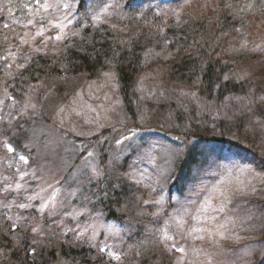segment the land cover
<instances>
[{"label": "snow or ice", "instance_id": "1", "mask_svg": "<svg viewBox=\"0 0 264 264\" xmlns=\"http://www.w3.org/2000/svg\"><path fill=\"white\" fill-rule=\"evenodd\" d=\"M224 6L230 10L229 14H236L232 3L226 2ZM119 7L118 0L111 2L104 0L103 3L100 0H34L33 4L23 5L29 19L22 26L25 29L33 28L35 31H25L20 43L31 47L32 52L39 56H48L49 42L52 48L62 45V49L54 52L53 56L59 57L61 61L59 71L65 75L52 78L50 72L53 69H43L40 62L31 54L20 58L19 62L10 51L0 57V60L8 62L5 64V69L12 81L18 77L27 81L28 74H32L33 78L39 81L38 85L29 82L28 89L24 93L25 98L22 99H17L9 93L8 89L12 85L8 79L0 84V137L8 138L0 140V144L4 145L9 154L0 159V166L8 171V174H0L3 176L0 180V196L4 197L0 200V208L7 209L6 219L10 222L8 227L13 234L10 242L19 249L26 245L27 234H32L34 244L37 243L38 237L47 234L50 242L58 236L61 244L78 249L87 245L89 249L95 250L97 256L87 259L86 264H105V257L116 262L129 259L128 253L116 242L123 241L122 233L126 232L129 236L132 234L131 226L121 228L117 223L108 222L105 212L97 207V204L109 198L116 200L122 187L127 185L133 194V199L125 201L124 207L117 211H126L137 203L139 206L151 205L154 210L145 213L139 208L134 210L133 215L140 217L147 214L153 218V223L157 226L145 230L158 242L161 251L168 255L170 264H198L201 255L209 256L204 245L221 248L224 242L241 239L236 227L238 224L242 225L244 221H238L233 217L230 206L234 204L237 196L247 197L257 192H264V160H253L245 165L234 164L232 167L224 166L227 178L211 186L202 183L196 193V199L177 200L174 210L165 214L162 221L159 219L165 212L164 197L161 195L158 199L148 198L149 193L157 186L163 189V184L175 177L176 164L182 159L183 151L155 143H141L139 141L143 140L142 137L139 140L134 139L138 137L135 129L117 128L111 123L114 116L117 123L122 126L125 124V120L120 116L122 102L117 95L119 71L116 68V58L119 51H114L111 57L104 55L105 67L108 70L99 74V82L93 80L88 83L89 95L92 98H96L93 89L111 90L112 95H117V99L113 102L105 91L103 99L110 102L98 106L103 109V114L97 107L83 100V89L76 90L75 82H73L74 94L71 103H60L61 93L64 92L62 85L68 83L66 73L69 71V66L73 65V60H69L70 54L74 52L78 54L76 59L85 57L93 61L100 55L89 34L85 32L81 35V33L85 29L99 28L101 24H107ZM253 7L254 5L246 4L240 11L251 10ZM9 14L12 15L11 8ZM173 15L177 18V25L182 23L179 13ZM13 23L18 24L20 21L14 18ZM4 27L8 28L9 25L5 24ZM109 27L113 31L116 30L115 24H110ZM237 31L239 32L240 29ZM72 37H79L82 43H66ZM37 38H40V44L33 46ZM119 43L127 45L129 41L121 39ZM170 44L177 53L181 51L180 47L176 46L177 41L169 39L166 35L163 36L162 47L167 49ZM231 51L238 54L249 51L264 52V44L255 42L250 44L244 39L240 41L238 48L234 47ZM162 54L168 58L171 56L170 52H155L152 48H148L144 53L146 59L151 55ZM63 60H68V64H64ZM13 65L16 69L14 72ZM38 70L43 71V74L49 78L47 83L39 80L41 71ZM205 70L206 66L201 65L200 73ZM260 75L264 78V72ZM202 82V75L197 74L192 86L195 87ZM229 85L233 88L239 87L242 94H230L227 100L235 101L240 106V111L250 117L249 125L253 131L257 127L264 130V119L258 118L264 117V84L257 85L250 71L243 69L241 73H233L231 76L222 74L208 87L209 90H221ZM40 88L46 89L43 99L52 105V115L55 117L53 125L56 129L63 130L60 132L58 143L64 151L71 152L74 156L82 154L81 163L69 173L63 183L59 179L55 183L46 179L48 171L46 158L56 154L54 151H47L51 133L44 128L37 129L32 126L37 122L36 118L43 115L40 109L44 105L40 104L38 108V104L33 103L35 93ZM136 91H144L143 80L138 81ZM182 94L189 95V93ZM191 95L195 97L194 92ZM8 101L10 103H6ZM73 114L83 123L72 122ZM103 131H107L108 135H104ZM65 132L82 138L81 142L77 144L75 141H66ZM117 132L119 135H115ZM42 136L44 139H41ZM94 136L97 137L96 140L92 139ZM109 136L112 139H109ZM17 140L20 141L19 147L16 144ZM105 141L109 144L110 155L107 164L102 166L97 149ZM33 148L37 150L35 156L32 154ZM127 154H131L130 163L125 161L127 170L114 171L113 169ZM158 154L164 160V167L156 163ZM145 162L153 166L154 175H149L147 168L142 167ZM62 166L65 169L72 168L71 158L62 159ZM233 171L236 173L234 177ZM198 172L199 170L197 174ZM212 175L218 173L213 172ZM72 181L74 183L71 189L67 191V195H64V185ZM141 189L146 190L144 197L136 195ZM201 193L206 194L201 195ZM72 200H78L79 204H72ZM116 202L120 203L119 200ZM13 208L19 213L15 217L8 214ZM24 221L28 223L25 224ZM17 228L20 232L16 231ZM0 237L9 239V234H0ZM66 237L69 239H65ZM109 239L113 241L112 244L108 243ZM132 247L143 248V243ZM177 253L179 255H176ZM36 254V247L30 248L27 252L31 257H35ZM134 257L138 261L144 257V252L137 251ZM58 264H67V262L59 261ZM148 264H160L159 256L153 255L148 258ZM207 264H212V260L208 259ZM260 264H264V252L260 253Z\"/></svg>", "mask_w": 264, "mask_h": 264}, {"label": "rangeland", "instance_id": "2", "mask_svg": "<svg viewBox=\"0 0 264 264\" xmlns=\"http://www.w3.org/2000/svg\"><path fill=\"white\" fill-rule=\"evenodd\" d=\"M20 0H0V19H4L5 23L9 25L8 33L0 44V57H3L7 52H11L17 57V62L20 58L31 54L33 57L37 55L32 52V48L27 45H22L20 39L25 31L34 32L35 29H25L22 25L29 19L28 14H21L22 17L18 16V3ZM223 0H136L135 4L141 6V14L139 19H143L146 12L153 10L156 14L160 13L162 20L168 22L169 19L177 18L173 13H179L180 19L184 14L196 15L197 17H208L213 16L215 13H220V4ZM28 4H33L34 0H26ZM101 3L104 0H100ZM111 2V0H109ZM120 7L116 9L115 13L109 18L107 24H115L116 29H119L123 33H128L132 28L133 14L131 12L132 0H118ZM134 6V3L133 5ZM9 8H11L12 15L9 14ZM112 11V10H110ZM20 21V23H13V19ZM156 27L158 24H154ZM155 32V30H154ZM83 33V32H82ZM81 33V34H82ZM50 34V33H49ZM207 39L211 40L214 37V30H211L207 34ZM247 39L249 43L255 42L256 44H264V13L254 16L250 20V25L246 30L240 31L239 33H233L227 40L221 44L220 54L218 59L223 65V74L232 75L233 73H241L243 69L250 71L253 81L257 84H264V78L261 77L260 73L264 72V52H247L238 54L231 51L232 48H238L240 41ZM40 38H37L35 45L39 46ZM58 49H62V45L57 48L51 47L49 42V54L51 57L53 53ZM44 49H42L43 51ZM5 62L0 60V84L5 79H8L11 84V78L7 75L5 69ZM172 65H155L151 69L144 71L138 76L135 85L131 88L130 94V105L133 111H129L127 103L118 90L119 100L122 102L120 107L121 118L125 120V124L122 126L117 123L116 117L113 116L111 123L115 124L117 128L124 127L135 129L138 133V139L140 137L141 143H155L168 147H172L185 152L186 143H194L187 139L188 134L197 124L200 131L203 132L206 137H219L226 138L228 149L218 146H202L201 150L205 153V159L201 160V164L194 169L189 178L186 180L182 196L176 195V189L171 190V183L174 178L166 184H163V189L157 186L154 191L149 193L148 198H160L161 195L164 197V210L165 212L159 218L161 221L165 214L170 213L176 207L177 200L185 201L186 199H196V193L200 185L208 184L211 186L219 182L221 179L227 178V172L224 166L232 167L234 164L245 165L253 160H264V130L256 128L255 131L249 125L250 117L243 114L240 111V106L235 101L227 100V96L230 94L240 95L242 94L241 89L228 90V88L222 90V99L217 98L218 90L213 91V98L208 97V92L204 90V85L193 87H187L179 83H173L170 80L169 73ZM15 65H13L12 71L14 72ZM65 75V74H63ZM54 75L52 78L63 76ZM49 79V78H48ZM48 79L43 80L46 83ZM67 85H62L64 92L61 93L62 99L60 103L70 104L74 94V83L77 86L76 90L83 89L84 96L83 100L91 104L93 107H97L100 104H108L110 101L103 99L105 91L108 92L111 101L117 99V95H112L111 90H97L93 89V95L96 98H92L89 95L88 83L93 80L99 82L100 76L95 79H90L88 75L84 74L81 76H67ZM143 80V92L136 91L138 81ZM34 84V85H38ZM10 88L8 89L9 93ZM246 90V87H245ZM46 92L45 88H40L35 93L33 103L43 104L44 107L41 110L43 115L36 118L35 125L37 129L44 128L47 132L51 133V139L49 141V148L47 151L55 152L56 154L46 158V167L48 169L46 173V179L52 183H55L57 179L63 183L70 172L74 170L76 166L81 163L82 154L74 156L71 152L64 151V148L58 143L61 129H56L53 125L55 117L52 115V105L48 104L43 99V94ZM195 93V97L191 93ZM182 93H189V95H183ZM211 97V95H210ZM25 97H17L22 99ZM10 103V101L6 102ZM98 111L103 114V109L98 108ZM95 115V113H92ZM264 119V117H258ZM83 123V121L72 115V122ZM143 121V122H141ZM194 130V129H193ZM104 135H108L107 131H103ZM119 135V132L115 133ZM66 141H75L77 144L81 142L82 138L74 136L70 132L64 133ZM8 139L7 137H0V140ZM41 139H44L42 136ZM96 140L97 137H92ZM109 139H112L109 136ZM20 141L17 140L16 144L19 147ZM168 143V144H167ZM114 147V144H113ZM239 147V150L237 148ZM98 152L100 153L101 165H106L109 152V144L105 141L103 144L98 146ZM36 149L33 148L32 154L36 155ZM240 154H239V152ZM3 144H0V159L8 156ZM71 158L73 167L65 169L62 166V159ZM39 160V156H37ZM125 161H131V154L124 156L120 164L114 168V171H126L127 164ZM156 163L158 166L164 167L165 163L161 155H157ZM254 166V165H253ZM142 167L147 168L149 175H154L155 170L153 166L148 163H144ZM197 170H199L197 174ZM218 173V175H212V173ZM0 174H8L5 167L0 166ZM176 174V172H175ZM233 177L236 175L233 171ZM3 176L0 175V180ZM74 181L64 185V195H67V191L71 189V185ZM146 190L141 189L136 193L137 196L144 197ZM171 192V195H170ZM206 193H201L204 195ZM4 197L0 196V200ZM133 194L124 185L122 191L116 196V200L121 201V208L124 207L125 201H131ZM113 202L116 201L112 199ZM105 200L103 203L97 204V207L101 208L104 212ZM72 204H79L78 200H72ZM91 207V205H89ZM120 208V209H121ZM142 208L145 213L150 212L153 209L151 205L139 206L138 203L129 207L126 211H119L123 215V220L118 223L108 219L106 214V220L108 222L117 223L121 228L125 226H131L132 234L129 236L126 232L122 233L124 236L123 241H117L116 243L128 253L129 259L122 260L120 262L112 261L114 264H141L142 260L146 257H150L154 254H161L170 264L169 257L166 253L161 251L158 242L149 236L145 230L155 228L157 225L153 223V218L145 214L144 216L136 217L133 215L134 210ZM231 214L235 219L243 220L242 225L238 224L236 231L239 233L241 239L239 241L230 240L223 243L221 248H216L211 245H204L206 252L209 254L208 257L201 255L199 262L207 264V260L211 259L212 264H260V253L264 252V192H257L255 195H249L247 197L237 196L234 204L230 206ZM7 209L0 208V225L2 233H8L9 239L13 235L9 230V221L6 219ZM13 217L18 215V210L13 208L11 210ZM145 219H149L145 221ZM25 224L28 221H24ZM66 223H69L66 221ZM20 232V229H16ZM21 235H24L21 233ZM26 245L22 246L24 255L20 259H15L12 256V252L16 249L13 244V248L0 250V264H41L48 259L50 251L54 249H78L75 247H69L66 244L59 242V237L49 241L47 234L37 238V243L32 242V234L29 233L25 237ZM69 239V238H65ZM109 244L113 241L109 239ZM143 243V248L132 247ZM45 245L47 247L45 248ZM85 245L84 247H86ZM36 247L37 254L35 257H31L30 260L27 258V252L30 248ZM83 247V248H84ZM81 249V248H79ZM131 249V251H129ZM89 250V249H88ZM137 251H143L144 257L138 261L134 257V253ZM95 250L89 251L88 257L94 258L97 254ZM5 253H7L5 255ZM176 255H179L178 253ZM198 262V264H199Z\"/></svg>", "mask_w": 264, "mask_h": 264}, {"label": "trees", "instance_id": "3", "mask_svg": "<svg viewBox=\"0 0 264 264\" xmlns=\"http://www.w3.org/2000/svg\"><path fill=\"white\" fill-rule=\"evenodd\" d=\"M135 1L132 0V4L130 5L133 14L131 31L128 33H123L119 29L113 31L109 27V24H101L99 28H92L90 30L85 29L81 35H84L85 32L89 34L100 55L93 61L85 57L76 59L78 54L73 52L69 56V60H73V65L69 66V71L66 73L67 76H81L86 74L90 79H95L100 76L99 74L101 72L108 70L105 67L104 55L111 57L114 51H119V55L116 58V68L119 71V87L124 101L127 103V107L131 112L133 111L129 102L131 88L135 85L138 76L142 72L159 64L172 65L169 73L170 81L187 87L193 85L197 74L202 75L204 90L206 89L208 92L209 98H213L214 89L209 90L208 86L209 84H214L223 74V65L218 59L221 44L233 33L246 30L250 25L252 17L264 13V0H223L219 6L220 13L201 18L196 15L184 14L180 19L182 23L177 25L175 18H171L166 22L153 10H148L143 16L144 18L139 19L141 6L136 5ZM226 2H230L235 6V15L229 14L230 10L224 6ZM17 3L18 16L22 17L21 14H27V10L23 8V5L28 3L26 0H20ZM133 3L134 6H132ZM246 4L254 5V7L251 10L241 12L240 9ZM5 24L4 19H0V44L8 33V29L4 27ZM154 24H158V26L156 27ZM237 29H240V31L238 32ZM211 30H214V37L208 40L206 36ZM165 35L169 39L177 41L176 46L181 49L179 53L175 51V48L171 44L168 45L167 49L162 47L163 36ZM121 39L129 41V43L127 45H121L119 43ZM66 43L79 44L82 41L79 37H72ZM148 48L154 49L155 52H170L171 56L168 58L163 54L160 56L151 55L146 59L144 53ZM34 58L40 62L43 69H53L50 72V76L64 74L59 71V65L61 63L59 57L37 55ZM63 63L68 64V60H63ZM201 65L206 66V70L203 73H200ZM46 79L48 77L41 71L39 80L43 81ZM29 82L32 85L39 83L37 79L33 78L32 74H28L27 81L19 77L15 81L11 80L12 86L10 92L15 97H25L24 93L28 89ZM227 88L228 90L237 89V87L233 88L231 85ZM222 94V90H218L217 98L219 97V100L223 98ZM194 125H196L195 127L193 126L194 130L192 129L187 136V139L194 143H186L184 156L176 164L175 178L171 183L170 191L176 189L177 196H182L187 178L201 164V160L205 159V153L201 150L202 146L211 145L228 149L227 143L229 142L226 138L206 137L200 131L198 125ZM237 149L239 150V147ZM120 208V203L113 202L109 198L104 207L108 219L120 223L123 220V215L117 211ZM148 220L145 219V221ZM0 234H3L1 225ZM12 248L13 243L10 242V239L0 237V250H10ZM88 249L87 246L81 249H54L50 251L48 259L41 264H58L59 261H66L67 264H86V260L90 258V256L88 257L90 249ZM12 253L15 259H20L24 255V250L20 247ZM94 253L97 254L96 251ZM154 255L159 256L160 264H168L163 255ZM150 257L144 258L141 264H148V258ZM27 258L30 260L31 256L27 255ZM105 264L114 263L105 257Z\"/></svg>", "mask_w": 264, "mask_h": 264}]
</instances>
